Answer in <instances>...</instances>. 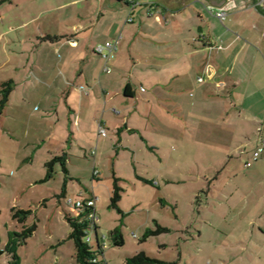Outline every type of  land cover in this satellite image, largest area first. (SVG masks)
<instances>
[{"label": "rangeland", "instance_id": "374dc122", "mask_svg": "<svg viewBox=\"0 0 264 264\" xmlns=\"http://www.w3.org/2000/svg\"><path fill=\"white\" fill-rule=\"evenodd\" d=\"M69 1L12 0L0 5L1 246L7 244L10 231L22 230V225L12 216V209L31 210L27 224H36L37 229L28 243L18 249L21 264H76L68 215L76 217L77 212L70 201L76 202L81 194L87 197L91 191L99 197L98 241L106 264H127L128 257L142 251L179 264H263L264 252L259 253L260 259L258 243L251 234L247 254L239 258L240 254L229 249L230 240L236 237L237 230L242 231L241 226H248L246 224L255 217L253 210L256 208L244 206L241 213H232L230 204L235 202L231 201L237 202L238 197L228 199V193L238 183L254 181L255 176L249 174L252 167L246 166L249 153L229 157L224 148H219L220 144L208 139L206 126L204 136L197 135L193 123L199 121L197 116H207L209 111L206 109L186 106V120L190 126L185 124L184 133L181 125L165 121L162 128L167 130L169 137L142 127L144 139L156 143L158 149L143 141L140 135L127 134L123 145L134 149L135 156L132 150L114 145L111 139L115 132L117 140H121V136L119 129L111 128L109 139L93 140L88 170L74 174L80 176L78 180L66 178L60 161L54 164L53 177L47 178V162L55 155L47 152L49 141L43 148L40 145L42 137L48 136L49 131L54 132L55 120L47 112L51 108L49 101L44 100V105L41 104L44 89H48L49 84H43L41 77L33 73L32 66L37 65L38 57L46 64L55 58L51 39H56L55 32H69L73 20L79 22L76 7L86 8L83 11L91 22L93 17L96 18L94 7L98 6L96 1L89 0L55 10ZM230 17L224 21L221 18L216 20L229 26L232 23ZM135 18L136 26L140 20L137 15ZM260 20L264 23V18ZM93 31L97 32L96 28ZM248 49L249 53L264 55V42L256 43L255 48L248 46ZM135 50L141 51L136 47ZM39 68L44 72L49 70ZM113 69L114 73L125 70ZM192 80V86L188 85L187 89L189 99L197 94L198 80ZM8 81L14 84L8 102L3 105L2 91L8 89L4 85ZM144 86L147 88L148 84L144 82ZM201 86L216 87L211 86L209 79ZM52 103L56 101L53 99ZM255 145L250 144L248 151H252ZM61 154L59 152L56 156ZM84 161L73 157V170L77 167L84 169ZM97 170L100 175L97 173L99 177L94 180ZM116 178L122 190L115 206L112 196ZM65 185L67 195L61 198ZM212 222L213 227L210 226ZM158 226L167 228V231L156 232ZM117 227H120L125 241L122 246L115 245L112 238L111 232ZM214 227L220 231L217 233ZM253 228L255 232H261L257 225L249 227ZM89 233V243L96 246L95 232ZM9 261L8 253L0 257V264H9Z\"/></svg>", "mask_w": 264, "mask_h": 264}, {"label": "crops", "instance_id": "0c3cea01", "mask_svg": "<svg viewBox=\"0 0 264 264\" xmlns=\"http://www.w3.org/2000/svg\"><path fill=\"white\" fill-rule=\"evenodd\" d=\"M83 1L89 0H70L55 10ZM94 1L98 3L94 7L96 18L89 22L84 8L76 7L79 22L73 20L69 32H55L56 39H51L55 58L46 64L38 57L37 65L32 66L43 84H49L41 104L49 101L51 108L47 112L55 120L54 132L49 131L48 136L42 137L44 144L40 147L49 141L50 155L62 152L69 178L76 181L80 176L74 174L87 172L93 140L109 139L111 128L119 129L121 136L117 140L114 131L116 135L111 139L114 145L132 150L134 156L136 151L123 145L127 134L140 135L151 147L159 148L144 139L142 127L169 137L162 128L165 121L181 125L184 133L185 124L190 126L186 106L209 111L205 118L199 115L197 124L193 123L197 135L204 136L206 126L208 139L220 144L226 155L233 157L246 152L249 160L264 142V55L247 50L248 46L255 48L256 43L264 42V23L260 20L264 14L257 9L264 2L137 0L135 6H130L125 0ZM221 11L227 18L231 16L229 26L217 22ZM135 15L140 20L137 27ZM130 16L132 21H128ZM107 41H118V49L108 62L110 72L104 70L105 60L94 50L96 45ZM135 47L141 51L137 52ZM39 67L49 70L44 72ZM117 67L125 70L114 73L113 68ZM192 79L198 80L197 94L189 99L187 89L188 85L192 86ZM206 79L216 87L201 86ZM128 85L131 96L125 93ZM53 99L56 103H52ZM100 124L107 128V137L100 135ZM252 143L256 145L248 151ZM73 157L85 160L84 169L73 170ZM250 167L249 174L255 176L254 181L231 186L227 198L238 197L237 202L231 201L235 202L230 204L232 213H241L242 207L253 206L255 217L247 227H240L241 232L236 231L229 249L240 254L239 258L247 254L251 234L258 243V257L262 259L259 253L264 252V150ZM97 177L93 175L94 180ZM90 193L89 196L93 194ZM251 225H257L261 232L249 229ZM210 226H214L213 222ZM214 229L217 233L220 231V228Z\"/></svg>", "mask_w": 264, "mask_h": 264}, {"label": "trees", "instance_id": "16d2710c", "mask_svg": "<svg viewBox=\"0 0 264 264\" xmlns=\"http://www.w3.org/2000/svg\"><path fill=\"white\" fill-rule=\"evenodd\" d=\"M11 1L12 0H0V5L2 3L11 2ZM261 12L264 13L263 8H261ZM13 84L14 82L12 81H8L4 83V85L8 86V89L2 91L3 105L8 102L10 89H12ZM130 88L131 87L129 85L126 87L125 93L127 96H131L129 92ZM58 161H60L65 175L68 176L66 178H69V171L66 166V157L64 155L55 156L52 160L47 162V167H48L47 178L53 177L54 164ZM141 179L145 180L147 183H152L151 181L145 178H141ZM66 181L67 180H65V183ZM121 190L122 187L119 185V179L116 178L114 183L113 196H112V202L114 203L115 206L117 204V201L121 198ZM60 197L61 198L66 197V185L63 187V191L60 194ZM79 198H83V196L79 195ZM89 211H90L89 209H86V211L81 216H76V217H73L72 215H68L69 222L72 226V232L70 234V237L74 240L75 248H76V253H75L76 264H106L105 260L102 259L103 249L101 245L98 243L96 246H93L87 241V236H88L87 229L91 228V226H94V229L98 234V230L100 228L98 222H95L92 219H90V217H88ZM30 213L31 210L18 209L14 207L12 209V216L22 225V230L10 231L8 242L4 247L1 246V237H0V257L4 253H8V255L10 256L9 264H21V258L19 256L18 249L20 246L25 245L28 242V239L34 235L37 229L36 224L33 225L27 224ZM165 230L167 231V228L158 226L156 232H162ZM111 234L115 245L118 246L124 245L125 241L121 233L120 227L115 228L111 232ZM127 264H179V262L158 259L142 251L134 256L128 257Z\"/></svg>", "mask_w": 264, "mask_h": 264}, {"label": "built area", "instance_id": "2783aa9c", "mask_svg": "<svg viewBox=\"0 0 264 264\" xmlns=\"http://www.w3.org/2000/svg\"><path fill=\"white\" fill-rule=\"evenodd\" d=\"M127 3L130 4V6H135L138 2L137 0H125ZM264 2V0H262ZM218 16L221 18L222 21L226 18V13L224 11L218 12ZM133 16H130L128 18V21H132ZM118 49V41H107L105 43H101L95 46L94 50L96 53L100 54L104 60V70L107 72L111 71V67L108 65L109 60L111 59L113 53ZM99 133L103 137L108 136V130L105 126L100 124ZM264 150V142L259 145V147L253 151L250 159L247 161L246 166L250 167L255 163L257 160L260 159L262 152ZM98 173V170L95 172V175ZM99 197L95 196V194H92L88 198H79L76 202L73 200L70 201V203L74 204L75 210L77 212L76 216H81L86 209H89L88 217L92 219L95 222H98V213H97V203H98ZM89 231H94L96 234V238L98 239V234L96 233V230L94 229V226H91V228L87 229V241L91 242V237ZM99 240V239H98ZM97 240V244L99 241ZM100 244V243H99Z\"/></svg>", "mask_w": 264, "mask_h": 264}, {"label": "water", "instance_id": "95a60500", "mask_svg": "<svg viewBox=\"0 0 264 264\" xmlns=\"http://www.w3.org/2000/svg\"><path fill=\"white\" fill-rule=\"evenodd\" d=\"M261 8H263L264 9V6H259L257 9L261 12ZM261 13H263V12H261ZM264 14V13H263ZM98 240V239H97Z\"/></svg>", "mask_w": 264, "mask_h": 264}]
</instances>
